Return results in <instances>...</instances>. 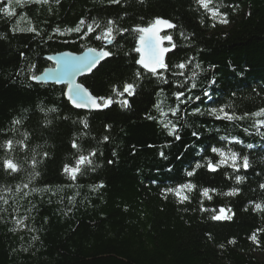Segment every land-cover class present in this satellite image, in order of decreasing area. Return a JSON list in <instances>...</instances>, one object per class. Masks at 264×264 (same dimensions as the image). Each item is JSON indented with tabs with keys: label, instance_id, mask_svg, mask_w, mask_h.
<instances>
[{
	"label": "trees",
	"instance_id": "16d2710c",
	"mask_svg": "<svg viewBox=\"0 0 264 264\" xmlns=\"http://www.w3.org/2000/svg\"><path fill=\"white\" fill-rule=\"evenodd\" d=\"M218 5L226 30L196 0H0L10 13L0 11V264H264V210H255L264 206V126L257 123L264 116H245L264 109V0L210 7ZM157 17L176 25L166 35L174 52L151 75L135 63L132 29ZM81 19L80 31L69 32ZM109 20L115 38L105 48L95 37ZM94 22L100 27L81 39ZM87 48L112 53L80 80L93 96L111 97L104 111H75L64 87L29 79L51 67L46 57ZM125 83L136 86L134 95L113 92ZM222 107L244 118H217ZM165 124L175 126L173 135ZM8 140L11 149L3 147ZM93 151L75 180L63 172ZM233 152L237 164L248 157L247 169L235 170L228 158L208 172L209 161ZM5 159L19 170L6 171ZM236 175L244 177L239 184ZM188 183L195 187L183 190V203L163 191ZM205 188L215 189L210 199ZM233 189L237 195H224ZM220 208L231 209L232 219L215 223ZM254 232L258 244L249 239Z\"/></svg>",
	"mask_w": 264,
	"mask_h": 264
},
{
	"label": "snow or ice",
	"instance_id": "6c2138e0",
	"mask_svg": "<svg viewBox=\"0 0 264 264\" xmlns=\"http://www.w3.org/2000/svg\"><path fill=\"white\" fill-rule=\"evenodd\" d=\"M59 0H57V3ZM109 3H120V0H108ZM196 3L203 8L209 15V18L218 22V23H228L227 20V13H222L220 12V6L218 5L216 7H210V5L213 3V0H196ZM0 11L5 12L6 14L8 13L7 8L0 9ZM95 23V22H94ZM85 24V21L81 19V21L78 23L77 27L74 29H68L69 32H79L80 28L82 25ZM114 24V21L109 20L108 21V26L104 28L103 32L100 35H97L95 39L97 40H103L105 44H111L114 40V35H113V27L112 25ZM166 26L167 28H174L176 25L171 23L168 20H164L163 18H155L153 24L149 25L148 27H140L137 26L132 31L140 33L138 39H137V45L135 47V51L140 53L139 59L135 61L136 64L141 65L145 70L148 72H151L153 75L157 74V70L161 68H166L167 65L164 63V53L168 51L167 48L161 47V44L164 40H168L171 42V37L170 36H163L161 37L158 33L161 31V28L159 26ZM213 27L215 24L212 25ZM100 25L99 23H95V27L93 24H88L87 25V31L83 34L81 39L84 37L88 36L90 33L94 32L96 28H99ZM28 31H34V29H28ZM121 33L128 31L127 29H121ZM51 38V37H50ZM174 46V45H173ZM23 56V53H21ZM63 57H69L71 54L69 53H64L61 54ZM112 53L110 51L105 50L104 48L101 49H96V48H87L85 52L80 56V57H74L71 60L65 59L62 62H59L58 58V65L57 68L48 70L46 73H42L41 75H31L29 76L30 80H33L38 83H46L49 80V73H54V75L51 76L52 81L55 83H60V82H66L67 88L63 92V95L67 98V100L72 104L73 107L80 109V108H86L90 110H102L104 108H108L112 103L111 97L104 98V97H95L93 96L87 88H85L83 85L76 83V76L81 73H90L93 71V69H96L97 66L100 64L101 61H103L105 58L111 56ZM47 59L52 60L53 57L49 56ZM184 64L181 63L179 65H176L178 68H184ZM34 67V66H33ZM183 73H181L182 75ZM137 78H139L140 73H136ZM135 88L136 86L132 83H125L123 85V90L120 91L115 85L113 86V92L116 93L118 96H124L127 94L128 96H132L135 94ZM176 98L179 100L181 96H183V92H177L175 93ZM207 95V93H205ZM199 99V97H197ZM102 101V102H100ZM121 106L124 108H127L129 106L128 101L122 100L120 101ZM49 111H56V109H49ZM173 114H175V110L173 109ZM197 111H199L197 109ZM216 109H212V114L216 113ZM219 112L223 114L222 117L218 116L217 118H224L228 120H233V119H243L244 117L236 116L235 114L228 113L224 110V108H220ZM248 115H253V116H264V109L258 110L256 113L248 114L245 113V116ZM82 123L85 127H87V121L86 120H81L79 121ZM19 120H13V124H19ZM258 124L261 126H264V120H258ZM107 127V126H106ZM164 127L168 129V135H173L174 132L176 131L175 126H172L171 128L168 127V124H165ZM195 136L196 133H193ZM179 136H176V139H179ZM25 139H27V134H25ZM105 141L109 139L108 136H105L103 138ZM238 142V141H237ZM16 143L20 144L21 148L26 147L24 144V141H17ZM6 149H11L13 147V141L8 140L5 142L3 145ZM72 147L73 148H78V144L76 141L72 142ZM213 153H217L221 157H225V153L222 152L220 149L217 148H212ZM96 153L90 152L88 155H80L78 159L76 160L75 166H69L65 165L63 172L67 174L70 179L75 180L77 177V174H79L82 170V168L85 165H91L92 160L91 157L94 156ZM47 156V153L44 154ZM160 155L163 157L164 153L161 152ZM230 158L232 161V167L235 170H239L240 167H243L244 169H247L249 167V159L247 156L243 157V163L242 165L237 164L236 160L238 159V156L236 153H231L230 157H226L225 159H221L218 164H213L211 161L208 162L207 168L210 171H216L217 168L226 163L227 159ZM109 164L113 163L112 160L108 161ZM33 166L36 164L35 158L32 160ZM3 167L4 169L11 170L12 172H16L19 170L18 164L14 163L12 159H5L3 161ZM202 165L197 164L196 168H200ZM195 174V169L192 171H188L187 175L188 176H193ZM35 175H39V173H35ZM244 177L240 175L235 176V181L237 184L241 183ZM24 187H27V185H24ZM96 187H103V185H97ZM195 186L191 183L188 184H182L178 185L175 189L173 188H167L164 189L163 191L166 193H175L178 198L179 202L183 203L185 200L188 199L186 195H182V192L184 189H187L188 191H191ZM260 187L264 189V184H261ZM19 190V189H17ZM210 191H215V189H203L202 190V195L208 197L209 199L211 198L209 196ZM239 192V189H233L229 192L224 193V195L227 196H235ZM71 199V198H70ZM7 203V201H5ZM255 210H264V206L261 204L257 203L255 204ZM226 212H231V209H224L221 208L219 210V213L216 215H213L211 217L212 220L214 221H223V220H231L232 216L227 215ZM17 224H20L21 221L17 220ZM262 231L260 229L257 230V232ZM249 239L253 240L257 244L259 241L257 240V233L254 232L252 236L249 237ZM235 241H229V243H234Z\"/></svg>",
	"mask_w": 264,
	"mask_h": 264
},
{
	"label": "water",
	"instance_id": "95a60500",
	"mask_svg": "<svg viewBox=\"0 0 264 264\" xmlns=\"http://www.w3.org/2000/svg\"><path fill=\"white\" fill-rule=\"evenodd\" d=\"M160 28H161V31H159V35L161 36V37H163V35L164 34H166V33H168V32H170V31H172L174 28H167L166 26H163V25H161V26H159ZM138 33V32H137ZM139 35H140V33H138V37H139ZM113 43V42H112ZM112 43L111 44H105L104 42H103V45H104V47L105 48H108V47H110L111 45H112ZM169 44H171V42H169L168 40H164L163 42H162V44H161V47H164V48H167L168 49V51L167 52H165L164 53V57H163V59H164V63H166V58L168 57V55H170V54H172L173 52H174V48L173 47H169L168 45ZM136 45H137V43H136ZM64 53H69V52H63V53H59V54H55V55H52L51 57H53V59L52 60H49V59H47V57H46V60H47V62L50 64V65H52V68H47L46 70H44L42 73H46V72H48V70H51V69H55V68H57V65H58V58H59V62H62L63 60H65V59H68V60H71L72 58H74V57H80L83 53H81V54H72V53H69V54H71L69 57H63L61 54H64ZM137 54H138V59H139V57H140V53H138V52H136ZM49 57V56H48ZM110 57L111 56H109V57H107V58H105L103 61H101L100 62V64H102V63H104L106 60H108V59H110ZM99 64V65H100ZM99 65L97 66V68L96 69H93V71L92 72H90V73H81V74H78L77 76H76V78H75V80H76V83H78V84H81L80 83V80H82L83 78H87V77H89L92 73H94L97 69H98V67H99ZM137 66L141 69V70H143L145 73H147V74H151V75H153L151 72H148L147 70H145L141 65H138L137 64ZM164 70V68H161V69H158L157 70V73H160V72H162ZM41 73V74H42ZM40 74V75H41ZM52 75H54V73H49V80H48V82H46V83H38V82H35V81H33L32 80V83H34V84H37V85H54V86H56V87H64V91L66 90V88H67V84H66V82H60V83H55L54 81H52V79H51V76ZM82 85V84H81ZM64 99L66 100V102H68V104L70 105V107L72 108V109H74L75 111H79V112H102V111H104L105 109H107V108H104V109H102V110H90V109H86V108H80V109H77V108H75V107H73L72 106V104L67 100V98L64 96ZM218 171V169L216 170V171H210L209 169H208V172L209 173H211V174H215L216 172ZM221 209V208H220ZM219 209V210H220ZM219 210H218V213H219ZM226 214L228 215V212H226ZM214 221V220H213ZM215 223H218V222H221V221H214Z\"/></svg>",
	"mask_w": 264,
	"mask_h": 264
},
{
	"label": "rangeland",
	"instance_id": "374dc122",
	"mask_svg": "<svg viewBox=\"0 0 264 264\" xmlns=\"http://www.w3.org/2000/svg\"><path fill=\"white\" fill-rule=\"evenodd\" d=\"M215 23H216V25H217V28H219L220 30H226L227 27H228V24H227V23H218V22H216V21H215ZM254 255L257 256V257L260 258V259L263 257L262 254H259V253H257V252H255Z\"/></svg>",
	"mask_w": 264,
	"mask_h": 264
},
{
	"label": "bare ground",
	"instance_id": "6f19581e",
	"mask_svg": "<svg viewBox=\"0 0 264 264\" xmlns=\"http://www.w3.org/2000/svg\"><path fill=\"white\" fill-rule=\"evenodd\" d=\"M169 33V32H168ZM168 33H166V34H164L163 36H166ZM169 47H170V44L168 45ZM85 52V51H84ZM83 53V52H82ZM101 65V64H100ZM99 65V66H100ZM137 65V64H136ZM49 68H52V65H51V67H49ZM46 70V69H45ZM158 74V73H157Z\"/></svg>",
	"mask_w": 264,
	"mask_h": 264
}]
</instances>
